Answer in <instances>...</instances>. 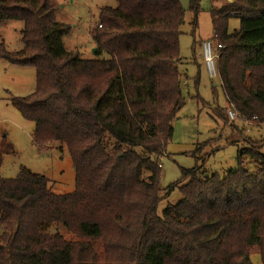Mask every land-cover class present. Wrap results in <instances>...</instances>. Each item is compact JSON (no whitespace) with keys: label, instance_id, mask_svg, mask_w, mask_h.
<instances>
[{"label":"trees","instance_id":"1","mask_svg":"<svg viewBox=\"0 0 264 264\" xmlns=\"http://www.w3.org/2000/svg\"><path fill=\"white\" fill-rule=\"evenodd\" d=\"M117 1L101 9V26L91 31L95 52L111 56L87 59L65 47L72 26L56 18L51 0H0V21L24 22L22 47L0 41V60L37 74L35 91L11 101L35 122V143L67 146L76 172L67 193L26 167L14 178L0 172V264H253V246L264 264L261 144L240 148L238 167L223 176L183 168L169 186L181 199L158 213L157 158L184 103L178 63L186 10L180 0ZM190 1L197 14L201 0ZM211 15L225 96L241 118L264 124V0H232ZM230 17L240 20L233 31ZM218 115L227 122L223 109ZM12 152L1 136L0 169ZM246 157L255 171L243 166Z\"/></svg>","mask_w":264,"mask_h":264},{"label":"rangeland","instance_id":"2","mask_svg":"<svg viewBox=\"0 0 264 264\" xmlns=\"http://www.w3.org/2000/svg\"><path fill=\"white\" fill-rule=\"evenodd\" d=\"M57 8L56 18L69 23L72 30L64 37L68 50L79 51L87 59L109 58L111 54L98 47L92 35V28L99 23L100 11L105 6L116 7L117 0H51ZM232 0H201L196 14L191 9L190 0H180L186 10L182 23L178 63L182 74L180 90L184 103L173 120V135L167 144V152L157 158L162 169L158 213L182 197L178 187L169 190L172 183L182 177V169L200 166L209 174L223 176L228 169L238 167L237 153L251 143L261 144L264 153V124L258 125L240 116L232 121L223 119L218 111L223 109L227 117L228 99L225 96L220 76L212 77L205 64L202 52L204 40L214 37L211 10L220 8ZM197 16V24L194 18ZM240 20L230 17L229 31L239 28ZM24 22L7 20L0 24V41L11 50L22 47ZM36 69L33 66H19L5 59L0 60V138L5 135L13 144L14 152L4 155L0 169L6 178L16 177L23 167L51 180L57 193L71 192L75 188L76 172L67 146L61 148L58 142H48L43 146L35 143L33 131L35 122L23 117L13 104L14 96H27L33 93L37 83ZM236 111L238 112L236 106ZM239 114V112H238ZM112 144L114 140H111ZM109 144L110 141H109ZM156 160V158H155ZM243 166L255 171V162L246 157ZM149 172H144V177ZM53 231L54 228L52 229ZM1 232V228H0ZM60 232L70 238L72 234L60 226ZM261 248L253 246L250 255L253 264H263ZM98 264H107L104 258Z\"/></svg>","mask_w":264,"mask_h":264},{"label":"built area","instance_id":"3","mask_svg":"<svg viewBox=\"0 0 264 264\" xmlns=\"http://www.w3.org/2000/svg\"><path fill=\"white\" fill-rule=\"evenodd\" d=\"M57 1V0H56ZM101 26L99 23L97 24ZM223 45L215 38H209L203 41L202 43V52L205 64L209 71L210 76H220L218 70V60L221 54V50ZM229 105L227 108V117L229 122L231 123L235 119H237L240 115L235 109V105L228 101Z\"/></svg>","mask_w":264,"mask_h":264},{"label":"crops","instance_id":"4","mask_svg":"<svg viewBox=\"0 0 264 264\" xmlns=\"http://www.w3.org/2000/svg\"><path fill=\"white\" fill-rule=\"evenodd\" d=\"M1 23H4V21H0V24H1Z\"/></svg>","mask_w":264,"mask_h":264}]
</instances>
